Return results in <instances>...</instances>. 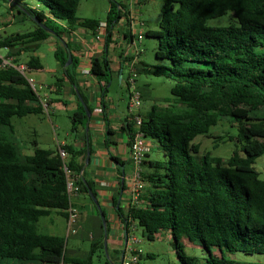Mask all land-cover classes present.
<instances>
[{
	"label": "trees",
	"instance_id": "obj_1",
	"mask_svg": "<svg viewBox=\"0 0 264 264\" xmlns=\"http://www.w3.org/2000/svg\"><path fill=\"white\" fill-rule=\"evenodd\" d=\"M2 1L28 15L33 25L0 38L7 56L29 67L24 74L12 65L0 66V264H92L91 253L104 244L99 210L102 230L85 258L69 255L67 238L38 230L41 217L60 210L67 219L70 203L75 204L67 191L65 165L80 192L90 197V188L97 196L94 182L83 170L85 156L80 159L81 153L67 144L62 146L68 153L64 160L59 151L42 148L35 141L31 142L33 153H28L11 119L44 113L42 95L34 90L29 76L42 68L35 55L41 42L53 34L64 42L55 55L69 69L76 64L72 54V63L66 66L74 46L64 38L79 27L96 31L102 21L78 17L81 0ZM110 1L107 46L125 8ZM227 13L235 22L208 24ZM146 35L158 40L159 60L137 63V75L165 76L174 84L172 97L163 105L153 104L150 113H141L140 129L164 157L143 163L145 202L126 211L117 208L128 237L132 226L142 227L151 240L170 232L181 264H264L232 256L236 252L264 254V178L255 166L264 154V0H165L160 29ZM90 74L103 83L106 93L112 81L108 59L93 58ZM69 77L74 83L70 73ZM138 90L143 97L144 90ZM82 98L86 106L81 104L73 115L72 130L76 123L86 125L87 112H92ZM224 117L238 123V148L227 159L201 154L196 137H217L211 128ZM125 122L131 141L137 125L129 115ZM107 133L112 134L108 127ZM101 210L108 231L106 211ZM186 241L199 245L207 255L187 254Z\"/></svg>",
	"mask_w": 264,
	"mask_h": 264
},
{
	"label": "crops",
	"instance_id": "obj_2",
	"mask_svg": "<svg viewBox=\"0 0 264 264\" xmlns=\"http://www.w3.org/2000/svg\"><path fill=\"white\" fill-rule=\"evenodd\" d=\"M135 2L137 1H134L131 4H123L125 8L121 11L120 20L112 28V35L108 39V46L106 44V28H98L96 32L91 28L79 27L71 36L64 38L65 40L70 41L74 46V50L71 53L76 59L75 66L65 69V67L60 64L58 58H56V63L54 65H50L49 63L45 65L47 55L36 51L35 55L40 58L42 68L33 70V72L35 71V74L39 76V83L44 86L40 95H42V99H47L49 106L48 110L44 107L43 114L45 115L47 113L50 116V119H52V115L57 116L60 113L66 112L69 115L68 118H70L71 121L70 129L72 130L73 115L79 111L81 104L85 105L82 96L85 97L92 108L88 125L87 123L86 125L76 123L75 129L72 130L71 133L67 132V136L70 137V139H57L55 148H53V144L43 146L41 140L36 139L34 141L38 143V146L53 151H59L62 146L68 144L81 153L79 156L80 159L85 156L84 171H86L87 176L96 186V197L101 208L103 207L105 211L108 210V212H106L108 218L106 242L107 247L108 244H113L112 249L114 251L119 249L116 246L117 244L124 245L123 251H125L126 245L128 244V240L126 241L125 238V228L120 215L117 213V208L120 207L122 210L126 211L132 205H142L145 202L147 192L144 191L140 196L139 201H136L133 199L130 189V177L132 174L130 138L127 131L123 128L124 125H126V118H128L127 106L129 98L126 99L125 105L122 107L120 105V100L117 101L108 95L109 88L107 92L104 93L102 90L104 87L103 83L90 73L84 74L82 69L90 66L91 60L97 57L100 60L104 58L108 59L112 70V80L114 77L119 76L120 79L123 80L125 67H127L128 72H130L131 60L135 57V54H137V52L138 55L143 53V50L140 49L138 44L141 43L146 32L152 29L148 28L144 31L143 28H141L140 32H143V37L142 39H137L139 41L138 43L136 42L134 25L137 22L136 17L139 15L140 9L138 5L140 4V1L137 3ZM7 5L10 8V11L7 15L5 14V16L0 18V29L3 38L12 34H7L5 32L6 27L10 26L16 19L15 9H12L9 3H7ZM102 23H105V21H102ZM99 36L101 37L99 38ZM42 43H48L50 45V50H53L55 55L64 42L59 41L53 34L42 41L41 44ZM124 44L128 47L127 51H119L114 47V45L123 46ZM140 61L143 62L141 56H139V62ZM69 73L74 77V83L70 79ZM47 74L55 77V81L46 84L45 78ZM94 103L96 104L94 105ZM99 106H102L104 109L102 113L96 111ZM140 112L142 113V111ZM107 127L112 130V134L107 133ZM58 128L60 127L58 126ZM23 142L26 151L28 153H33L34 145L28 141ZM153 149L154 146L152 147V150ZM88 153L89 161L86 163ZM150 155L151 152L146 158L147 162L154 160ZM113 157L117 158L118 161L114 160ZM86 196L89 197L82 192L75 196V198L84 200L83 202H74L75 204L80 205L79 208L74 204L76 207L79 209L82 208L80 210L78 221V232L74 236L83 239L91 238L94 241L95 237L97 238L102 230L101 222L97 215L98 207L96 203L93 202L94 200L92 202L95 206L96 212L85 214L86 204H88V202H86L88 200ZM54 211L57 215L62 216L60 210ZM52 212L53 210L50 214ZM50 214L48 216H50ZM84 215L87 218H84ZM64 219L67 222L65 217ZM50 221L54 223L53 217L50 218ZM112 230L116 232H113L112 234ZM163 233L165 236L171 238L170 232ZM91 235H94V238ZM169 242H171V239Z\"/></svg>",
	"mask_w": 264,
	"mask_h": 264
},
{
	"label": "rangeland",
	"instance_id": "obj_3",
	"mask_svg": "<svg viewBox=\"0 0 264 264\" xmlns=\"http://www.w3.org/2000/svg\"><path fill=\"white\" fill-rule=\"evenodd\" d=\"M115 3L131 4L134 1H140V6L138 5L140 11L139 15L136 17V23L134 25L136 42L138 43V35L143 28L146 31L148 28L150 30H159L162 7L165 0H113ZM135 2V3H137ZM110 0H81L79 7L77 9V16L80 18H92L99 21H106L108 12L110 9ZM137 5V4H136ZM10 11L7 3L0 0V18L7 15ZM16 19L14 22L6 27V33H16L17 31L26 30L32 27V19L25 14H19L17 9ZM234 19L229 15V13L224 14L221 17L214 18L208 21L209 25L222 26L228 25L233 22ZM235 22V21H234ZM144 26V27H143ZM140 49L143 50L142 54H135L136 59L141 56L142 60L147 64H152L159 60L156 57V49L158 47V40L156 38L145 35L138 44ZM114 47L119 51H127L128 47L126 44L123 46L114 45ZM39 52L47 55L45 60V65L49 63L54 65L56 63V57L53 50H50V45L48 43H42L38 50ZM2 53L5 52L4 49L1 50ZM145 52V53H144ZM26 59V57H24ZM164 63H169L165 60ZM29 76L35 80L37 86L39 83V76L35 74V71L30 72ZM130 72L128 68H124L123 80L119 77H114L109 86L108 95L117 101H121L120 105L123 107L125 101L129 98L130 88L128 87V78ZM46 84L55 81V77L47 74ZM137 87L144 90V96L141 102L142 114H148L152 111L153 104L163 105L164 100L168 97H172L171 88L174 84L173 80L165 76H155L145 73H140L135 76ZM43 89H40L42 92ZM96 103H94L95 105ZM66 112L60 113L57 116L52 115V119L46 113L44 114H29L27 116L14 115L12 117V123L14 124L18 136L23 141L32 142L34 140H41L43 146H49L53 144V148L56 147V140H69L70 137L67 136V132L71 133V121L68 118ZM57 125V126H56ZM58 126L60 128H58ZM212 135L217 137H207L204 135H199L196 137L195 142L200 143L201 154L210 152L213 156L221 157L223 159L229 158L233 152L238 148V143L236 137L238 134V123L232 122L231 118L224 117L221 119L217 125L211 128ZM154 149L151 152L150 157L154 160L163 159V153L158 148L157 144L151 143ZM255 166L261 172V177L264 178V154L258 157L255 161ZM87 197V196H86ZM88 204H86L85 214L96 212L93 202L87 197ZM84 199H78L73 196V202H83ZM108 212V210H106ZM53 217L54 223L50 221ZM84 218H87L84 215ZM108 219V218H107ZM103 221V220H102ZM38 230L43 234H57L67 238V249L68 253L74 257L85 258L91 253L92 249V239L91 238H76L74 235L68 231V222L64 217L57 215L53 210L50 216H43L39 221ZM113 232L116 231H111ZM134 235L138 242L134 244L137 250L140 251L139 262L135 264H181L178 255L169 240L170 237L165 236L162 232L157 235L155 239H148L143 233L142 227H138L134 230L131 235ZM169 238V239H168ZM186 253L189 255H194L198 257H204L207 255V251L200 247L186 241ZM118 250L114 251L113 244L105 247V242L103 246L95 248L94 252L91 253L92 264H122V255L124 250V245H116ZM216 254H220L218 249H215ZM128 256V253H126ZM152 254V256H149ZM233 257L245 260V261H256L264 263V254H248L244 252H236Z\"/></svg>",
	"mask_w": 264,
	"mask_h": 264
},
{
	"label": "built area",
	"instance_id": "obj_4",
	"mask_svg": "<svg viewBox=\"0 0 264 264\" xmlns=\"http://www.w3.org/2000/svg\"><path fill=\"white\" fill-rule=\"evenodd\" d=\"M100 28H106V23H101ZM2 31L0 29V38L2 37ZM101 36H99L100 38ZM143 32H140L138 35V39H142ZM2 48H0V66L12 65L22 73L27 74L29 71V67L24 63H16L14 61V56H7L6 52H1ZM138 55V52H137ZM138 59L136 56L131 60V70L130 76L128 78V87L130 88L129 100H128V115L131 121H133L137 125V130L135 131L133 138L130 141V159L132 164V174L130 177V189L132 193V197L134 200H138L143 193L146 183L144 179V166L143 163L146 159L147 154L150 152L152 144L145 137L143 131L140 129L142 124V115H141V102L142 97L141 93L138 90L136 85L135 76L137 75L138 69ZM91 69L90 66H87L82 69L84 74H89ZM30 83L33 86L35 91H40L44 86L40 84L37 86L35 84V80L30 78ZM43 100V106L48 110L49 103L46 98ZM97 112L102 113L104 111L102 106H99L96 109ZM59 153L61 157L65 160L68 156V153L62 147L59 149ZM65 171L67 173V191L72 200L73 196H76L80 193V186L77 184L75 176L71 175L70 170L65 165ZM68 231L72 234H76L78 232V221L80 216V209L76 207L74 204L70 203L68 209ZM135 230V227L132 226V231ZM92 236V235H91ZM138 242V239L132 234L128 237V244L126 245L125 252L122 258V264H135L139 260V250L134 246L135 243ZM137 251V252H136ZM128 253V256L127 254ZM65 264V263H61Z\"/></svg>",
	"mask_w": 264,
	"mask_h": 264
},
{
	"label": "water",
	"instance_id": "obj_5",
	"mask_svg": "<svg viewBox=\"0 0 264 264\" xmlns=\"http://www.w3.org/2000/svg\"><path fill=\"white\" fill-rule=\"evenodd\" d=\"M44 28L47 29V27L45 25H43ZM72 63V53L71 51L69 50V54H68V61L66 63V66L70 65ZM88 113V122H87V125L89 123V120H90V117H91V113L90 112H87ZM89 161V153L87 155V158H86V163H88ZM85 169V165L83 167V170ZM89 193L91 195V197L93 198L94 202L96 203L97 207H98V210L100 211V215H101V218L103 220V225H104V242H105V247H107V242H106V239H107V230H106V221H105V216L101 210V206H100V203L99 201L97 200V197L93 194L92 190L89 188ZM125 238H126V241L128 240V233H127V230H125ZM122 258H123V255H122Z\"/></svg>",
	"mask_w": 264,
	"mask_h": 264
}]
</instances>
